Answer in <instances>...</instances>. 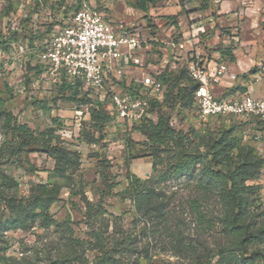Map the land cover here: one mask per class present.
Returning a JSON list of instances; mask_svg holds the SVG:
<instances>
[{"label": "rangeland", "instance_id": "1", "mask_svg": "<svg viewBox=\"0 0 264 264\" xmlns=\"http://www.w3.org/2000/svg\"><path fill=\"white\" fill-rule=\"evenodd\" d=\"M101 1L109 6V16L116 23L145 34L150 48L146 54L154 66L161 53L159 43L149 36L158 33L159 38L175 44L182 39L179 28L184 22L169 19L166 23L168 15L158 14L173 7L166 0L153 4L145 0L147 12L138 8L140 0ZM40 6L21 7L14 0H0V222L12 215L6 200H27L39 194L37 185L46 181L62 187L47 210L53 220L49 226L38 221L26 228L0 226V264H206L208 260L211 264H247L240 263L243 257H253L251 264H264V166L244 182L249 188L244 191L247 202L240 220L247 227L235 232L229 227L234 208L223 197L220 178H210L200 165L175 175L171 144L166 151L157 149L154 158L127 160L128 154L152 151L138 128L118 122L109 103L98 107L91 102L86 109L79 104L81 93L71 96L65 85L40 79L42 44L52 31V24L47 26L43 19L31 16L37 11L41 15ZM167 25L175 28L167 33ZM185 74L181 84L194 82ZM173 85L166 81L164 100L155 104L152 118L163 117L176 133L188 134L195 142L221 139V155L208 164L212 170L225 175L242 160L228 149L227 140L256 149L251 131L245 128L249 121L236 117L200 121L192 108V96L182 101V94L177 95L180 86ZM91 108L99 114L75 128L74 111L80 109L90 116ZM20 124H27L37 137L53 129L60 146L80 152V161L62 176L53 174L54 159L42 145H21L26 139L14 130ZM62 130L69 136L62 137ZM89 141L96 146L88 147ZM152 160H162L155 170L148 165ZM128 170L141 180L131 183L135 189L129 186Z\"/></svg>", "mask_w": 264, "mask_h": 264}, {"label": "built area", "instance_id": "2", "mask_svg": "<svg viewBox=\"0 0 264 264\" xmlns=\"http://www.w3.org/2000/svg\"><path fill=\"white\" fill-rule=\"evenodd\" d=\"M15 1L25 7L36 0ZM109 13V7L101 0H53L49 14L53 27L40 53L43 62L40 79L48 78L52 85L80 84L91 101L109 102L117 121L131 127L154 120L151 101L162 102L166 91L160 74L166 69L176 70L181 64L173 58V43L156 33L149 40L159 43L161 58L157 66H152L144 36L122 22L115 23ZM157 20L154 18L161 28ZM123 66L141 70L142 77L123 79ZM225 72L226 65L220 64L210 75L198 54H194L187 74L197 84L192 103L195 116L200 121L214 117L264 121V97L255 98L241 90L226 96L211 91L210 85L217 83ZM82 115L83 110L74 111L78 120Z\"/></svg>", "mask_w": 264, "mask_h": 264}, {"label": "trees", "instance_id": "3", "mask_svg": "<svg viewBox=\"0 0 264 264\" xmlns=\"http://www.w3.org/2000/svg\"><path fill=\"white\" fill-rule=\"evenodd\" d=\"M151 4H153L156 0H149ZM140 6L138 7L141 11L147 12L148 6L146 5L145 0H140ZM151 7H154L153 5ZM168 19H171L173 23H175V16H168ZM154 20V18H153ZM155 23V21H154ZM167 23V22H166ZM164 23V24H166ZM154 25H157L156 23ZM158 26V25H157ZM159 27V26H158ZM160 28V27H159ZM177 28V27H176ZM16 39L15 41H17ZM184 65H180L176 70H168L166 69L162 74H160L161 80L166 84V81L174 83V87L180 86L178 88L177 95L182 94L181 100L187 99L190 101V96H192L191 104L193 103V92L197 86L195 82L184 85L181 84L183 81V75L186 72ZM256 69L250 70L247 74H244L242 78L246 79L250 74H253ZM168 72V77L165 75ZM185 75H188L187 72ZM192 80V79H191ZM58 85H65L66 90H71V96L77 95L78 93L82 94V98L79 100V104L82 106H90L91 102H96L98 107L103 105L104 103L109 102H99V101H91L90 98L87 97L86 92H84L80 88V84L69 85L65 82H62ZM241 90L245 91V88L241 85H238L231 89V92ZM228 92L227 94H230ZM164 100V99H163ZM161 102L157 100L151 101V110L155 106V104H160ZM110 104V103H109ZM111 105V104H110ZM83 106V107H84ZM112 107V106H111ZM99 111H94L92 108L90 110V121L94 120V115H98ZM259 121V120H258ZM128 126V125H127ZM91 128V126H90ZM130 128H138L139 132L146 137L145 145L149 144L152 151L150 154L138 155V154H128L127 160L135 159L141 156H151L154 158V154L157 153V149L162 147V151H166L169 144L173 147V155L172 158L175 159V163L173 165V170L175 175H184L191 172L197 165L203 166L206 170V174L210 176V178H220L219 181L224 185V189L222 190L223 197L229 201L230 204L233 205V209L231 210V218L229 217V227L235 232H243L242 230L244 226L247 227V224H244L241 219L242 215V207L246 204V198L244 191L249 188L244 184L247 179H250L254 175L257 174V170L259 167L264 166V156H262L254 147L241 146L238 140H227L226 145L229 146L230 151H236L237 155L242 156V160L240 163L234 168V170H228V173L225 175L220 174L216 170H212L208 164L212 161L218 159V155H221L222 148L220 147L221 139L219 140H209L208 142H204L202 139H199L198 142H195V139L190 138L188 134L176 133L166 122L163 117H158L156 120H147L141 124L132 125ZM15 131L19 133L22 137H25V142L21 145H28L30 143L36 145H42L45 149V153L48 157L54 159V166L52 168L53 174H58L62 176L66 169L70 168L72 165L77 164V161H80L81 155L78 151H70L67 148L60 146V141L54 136V130L49 129L44 133L39 134V136H34L31 129L27 126V124H20L14 128ZM101 129L98 128V132L100 133ZM54 140V142H53ZM86 143H93V141H89ZM201 147L206 149L205 152L201 150ZM211 155V159H209ZM156 162L155 160L151 161L152 169L155 168L162 162ZM127 179L129 181V186H132L135 189V185H132L133 182L140 183V178H137L135 175L131 174L129 170L127 171ZM229 184V187H227ZM61 185L57 183H49L46 181L43 184L37 185L39 189V194L31 195L27 200L19 199L14 201L13 199L6 200V205L9 208V212H11V216L9 219L4 222H0V226L7 225V227H20L26 228L38 221L43 226H49L53 220L49 216L48 208L49 206L57 200L59 191L61 189ZM44 196V198L42 197ZM86 208L90 210L89 203L86 200ZM237 250V249H236ZM237 259L236 256H234ZM246 262L247 264H251L253 262V257L247 258L243 257L240 263ZM206 264H211V261L208 260Z\"/></svg>", "mask_w": 264, "mask_h": 264}, {"label": "crops", "instance_id": "4", "mask_svg": "<svg viewBox=\"0 0 264 264\" xmlns=\"http://www.w3.org/2000/svg\"><path fill=\"white\" fill-rule=\"evenodd\" d=\"M52 1L36 0L34 3L26 5L34 7L40 3L41 15H38L39 11L30 15L43 19L42 24L47 26L52 24L53 27L49 15ZM179 1L181 2L179 3ZM165 3L174 5L170 8L171 10L167 8L169 12H159L158 14L175 16L176 21L184 22V27L179 28L182 35L181 41L176 44L172 42V47L169 45L171 41L168 38L162 39L169 41L167 46L173 49L174 60L176 59L177 62L184 65L186 72L189 62L196 53L210 75L217 71L220 64L226 65V72L221 79L210 85L214 94L230 95L233 93L231 92L232 88L241 85L253 97H264V0H166ZM156 9L160 10L157 7ZM110 10L109 8V12ZM168 16L166 19H161L168 22ZM112 20L115 22L114 18ZM47 26L42 28L45 29L44 27ZM174 28L173 25H167L164 29L170 33ZM43 29L41 31H45ZM50 34L51 31L46 34L43 44ZM142 35L145 34L142 33ZM152 60L153 58L150 59L151 64H153ZM123 67V79L131 77L140 79L142 77L141 70ZM252 69H256V71L250 74L248 78H242ZM228 92L231 93L227 94ZM88 117L89 114L85 111L79 118L80 120L75 117V128L80 124V121H85ZM240 120L249 121L245 128L251 131L257 151L264 156V134L263 136L260 135L264 132V121H255L253 118ZM60 132L62 137L69 136V133L64 130ZM86 144L90 148L96 146L95 143ZM148 165L151 166V163Z\"/></svg>", "mask_w": 264, "mask_h": 264}]
</instances>
